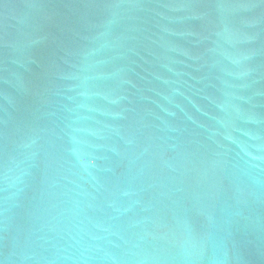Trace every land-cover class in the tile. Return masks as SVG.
<instances>
[{"label":"water","instance_id":"water-1","mask_svg":"<svg viewBox=\"0 0 264 264\" xmlns=\"http://www.w3.org/2000/svg\"><path fill=\"white\" fill-rule=\"evenodd\" d=\"M0 264H264V0H0Z\"/></svg>","mask_w":264,"mask_h":264}]
</instances>
